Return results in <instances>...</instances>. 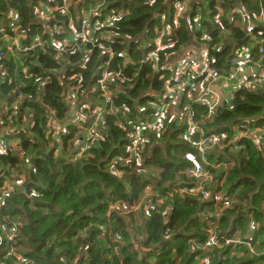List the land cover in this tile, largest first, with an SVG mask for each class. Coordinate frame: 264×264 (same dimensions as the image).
I'll use <instances>...</instances> for the list:
<instances>
[{
    "label": "trees",
    "instance_id": "obj_1",
    "mask_svg": "<svg viewBox=\"0 0 264 264\" xmlns=\"http://www.w3.org/2000/svg\"><path fill=\"white\" fill-rule=\"evenodd\" d=\"M78 1L71 0L69 16L53 13L54 20L45 29L44 25L34 29L35 10L43 0H0V39L9 42L14 38L13 33H5L7 17L12 14L28 40L37 38L45 44L22 54L0 42V130L6 129L0 133V144L10 145L7 152L0 153V264H72L75 259L77 264H264V146L238 139L241 132L264 127V86L243 87L207 118V109L195 102V80L179 93L177 101L165 103L168 107L158 121L155 115L170 74L157 73L147 61L161 33L163 47L156 53L160 68L178 53H185L192 43L202 47L210 60L208 67L219 74L227 70L233 56L248 48L253 53L251 63L264 65V54H258L259 47H264V27L255 18L260 5L264 11V0H128L105 4L100 8L102 15H122L94 33L95 40L104 33L111 35L113 43H101L102 51H95L80 71L81 84L77 77L71 82L60 78V73L71 78L70 67L81 54L75 52L70 57L56 48L68 36L66 24L71 21L78 32L80 10H93L101 3L87 0L76 6ZM61 2L54 0L52 5ZM182 2L186 4L181 5L183 12L176 27V5ZM238 8L249 14L248 21L230 15ZM248 26L253 29L250 41L233 48L248 35ZM107 52L113 53L110 61ZM66 60L71 61L69 65ZM106 63L110 96L107 104H99L105 108L102 120L96 123L92 109L82 106L83 120L75 128L60 93L71 84L80 87L83 94L78 97L84 104H98L100 97L84 89H97ZM184 106L205 132L225 135L221 150L232 158L221 150L218 153L228 155L225 164L234 161L227 164L226 172L211 170L220 158L213 155L215 151L202 164L203 170L213 175L211 187L224 179L222 189L226 192L240 189V203L235 200L218 221L212 217L210 200L183 197L178 192L194 186L186 175L189 164L184 156L196 152L183 140L186 127L174 117ZM110 109L116 113L108 114ZM146 121L149 125L158 121L159 131L153 127L143 132L140 155L127 153L129 132ZM244 121L254 122L249 126ZM95 133L98 137L93 139ZM258 142H262L259 137ZM112 160L130 163L112 172ZM14 177L22 179L13 181ZM148 187L158 195L174 194L146 216L126 213L122 207L119 213L109 212L114 202L127 209L134 206ZM211 187L213 198L217 191ZM165 203L168 207L164 209ZM136 218L144 220L145 240L132 239L130 223ZM251 221L258 223L259 230L250 229L252 235L246 237ZM82 230L88 231V239L81 238ZM211 230L220 249L209 245ZM103 236L105 240H101ZM24 239L31 248L26 254L20 251ZM237 239L241 246L228 244ZM16 245L19 250L14 251ZM85 250L88 255L83 257Z\"/></svg>",
    "mask_w": 264,
    "mask_h": 264
},
{
    "label": "built area",
    "instance_id": "obj_2",
    "mask_svg": "<svg viewBox=\"0 0 264 264\" xmlns=\"http://www.w3.org/2000/svg\"><path fill=\"white\" fill-rule=\"evenodd\" d=\"M87 0H80L75 5L78 6V4L85 3ZM128 1V0H126ZM152 0H147L146 3L151 2ZM112 2H116V4H121L123 2L122 0H101V3L94 8L93 10L85 11L86 9H81L80 17L82 20V24L80 27V30L77 32L74 29V26L71 21H69L67 25V31L68 36L61 42L56 44V48L60 54L73 56L75 52L80 53V59L76 62H74L73 65H71V73L73 75L70 77H66L64 75H61L60 78L62 81L65 79L68 82H71L70 80L77 77L81 84V70L85 67V64L90 60V58L93 56L95 51L101 52L102 47L101 43L107 44L113 43L114 37H112L109 34L104 33L100 36L99 39H94V33L96 31H99L103 24H107V26H110L112 23H114L115 19L119 17L121 12L117 13H111V15H102V11H100V8L104 6L105 4H111ZM54 3V0H43L41 4H38V7L35 10L36 20L33 23V28H37L40 25H44V29L47 25H49L54 20L53 13H58L61 16H69V10L71 7V0H62V2L59 5H52ZM185 2H182L181 4L176 5V11H175V18H174V24L176 27L179 26L178 18L181 15L182 9L181 5H184ZM237 15L241 19H243L245 22L248 21L250 18L249 14H246L243 9H235L230 12V15ZM256 20L262 21V26L264 27V11L262 6L260 5V13L256 15ZM91 19H96V22H91ZM9 24L8 30L5 31L11 32L14 34L13 40L7 42L6 39H0L1 43L6 44V47L8 48H14L18 52L22 54H28L36 49H42L45 44L40 39H30L28 40L25 33L20 32V24L19 20L15 15H8L7 21ZM252 26L247 27V33L248 35L252 31ZM62 33V32H60ZM162 34L160 33L155 45V50L151 51L147 56V61L151 63L152 68L157 73H169L170 78L166 80L164 91L161 94V98L159 100L161 106L158 109L155 120L160 121L164 113L166 111V108L168 105L165 103L168 100H172L173 102L178 100V95L181 91L184 90V88H189L190 84L197 80L195 82V88L198 87V94L195 95V102L200 104L201 106L205 107L207 109L206 117L210 118L211 115L214 114L216 106L220 103L219 98L216 96H209L208 95V87L211 85L217 86L220 82H234L238 80L241 76H244L246 73V69L249 66H253L254 72L249 75L247 79V84H245L246 88L248 89H255L256 87H262L264 86V65H261L259 63L252 64L250 61L251 56L253 55L252 49H245L237 56H233L229 63L227 64V70L226 75L222 76L215 72L214 70L210 69L208 67V64L210 63L209 58L204 52L201 53H190L185 57H182L181 60H177L173 63L166 62L164 63V66L161 68L158 65V59H157V52L160 50L161 47H163L160 44ZM250 36V35H249ZM251 39V36H250ZM249 39V41H250ZM28 40L26 45H23V42ZM77 43L79 45L77 46ZM103 46V44H102ZM70 48V50L68 49ZM258 54H264V47L260 46L258 50ZM100 55V54H99ZM109 61L113 59V53L107 52ZM68 65L71 61L66 60ZM67 65V66H68ZM103 66V69L99 73L98 77V87L94 91L90 86L88 88L84 89L86 92H92L95 95H98L100 98V101L98 104L95 105H89L84 104V101H81L82 94L80 91V87H72L66 86L62 92L60 93V96L63 100V102H67L68 106V112L70 113L71 120L75 122V128H78L79 120H83L82 115L80 114V109L82 106L88 105L86 108L92 109V114L94 117V120H96V123H100V120H102V115L105 111V108H100L99 104L104 103L107 104L109 99V92L107 91L106 87V81L109 78V73L106 67ZM25 73V71L23 70ZM224 73V74H225ZM33 75H31L32 77ZM35 80H39L38 77L34 76ZM200 80V82L198 81ZM41 82V80L39 81ZM196 92V89L194 90ZM79 95L80 98L78 97ZM16 105L19 104L18 101L15 102ZM102 106V105H100ZM187 106H184L183 108L179 109L176 114H174V117L178 119L180 122L184 124L186 127L185 130V136L183 140L192 146V148L195 150L196 154L193 152H188L184 156V160L189 164V168L186 171V175L189 179L194 181V186L187 191L179 190V194L181 196H187L191 198H196L201 201L210 200L213 203V213L212 217L216 221L219 220L222 213H224L227 209H230L234 203V200H232L228 195L221 194V192H217L215 196L211 197V190L210 187L213 182V175L209 172H206L202 168V164H204L207 160V155L212 154L211 152H217L213 153V155H216L219 157L221 154H219L218 150L223 149V141L225 140L224 134H216L214 132H205L202 127L195 122L192 115L189 114ZM108 114H115L116 112L112 109L107 111ZM153 123L149 125L148 121L141 123L139 126H136L134 131L129 132V143L125 146V151L127 153H130L134 156L140 155L142 152V146L144 142L143 138V132L151 129L153 127L157 128V131L160 129L159 122ZM2 121L0 119V127L2 126ZM242 129L247 130L248 128L243 127ZM17 135V134H12ZM195 136V137H194ZM98 137V134H92V138L95 139ZM198 137V139L195 140V138ZM240 138H246L253 140L256 144H260L264 146V143L258 142V137L256 135V132H250V131H244L239 133L238 139ZM10 145L7 143H1L0 144V153L7 152L9 150ZM226 159L227 156L223 155ZM138 160V159H135ZM232 163V161H229ZM130 162L128 161H115L112 160L110 162L109 167H111L112 172H118L121 170V168H126L127 165ZM215 163V164H213ZM211 165V170L213 171H221L226 172L228 167L230 166L228 163L222 161H216L213 162ZM121 175V172L119 173ZM11 178V177H10ZM13 181L20 180L18 177H14L12 179ZM224 183V179L222 181L218 182V185L220 188H222ZM174 194V192L169 191L165 194V196L158 195L154 193L151 189V187H148L146 190L143 191L139 198V202L135 204L134 206H131L129 209H127L124 205L114 202L110 204L109 208L111 209L109 212H113L112 210H116L115 212L119 213L118 209L122 207L124 210H126V213H143L145 216L148 214V212L155 207H158L162 204L164 200H166L167 197H171ZM167 213V211H165ZM253 231L256 229V225L251 221V228ZM9 238H12V235H9ZM231 244H241V241L239 239L234 240L233 242H230ZM209 245L213 246L211 249H220L221 247L218 245V242L215 240L214 232L210 231V241ZM209 257L205 258L206 260ZM23 263H26L25 259L20 260Z\"/></svg>",
    "mask_w": 264,
    "mask_h": 264
},
{
    "label": "crops",
    "instance_id": "obj_3",
    "mask_svg": "<svg viewBox=\"0 0 264 264\" xmlns=\"http://www.w3.org/2000/svg\"><path fill=\"white\" fill-rule=\"evenodd\" d=\"M186 2V1H185ZM187 3V2H186ZM186 3H184V5L186 4ZM190 7V6H189ZM237 46H239V45H237ZM236 46V47H237ZM201 52H203V49H202V47H198V46H196V45H193V43L192 44H190V46H188L187 48H186V51H185V53H183V52H181V53H178V55H175L174 57H173V59H171L172 61H171V63H173V62H175V61H177V60H181L182 59V57H185V56H187L188 54H190V53H201ZM183 53V54H182ZM229 63V62H228ZM227 63V64H228ZM226 72V71H225ZM224 72V73H225ZM224 73H221L220 75H222V76H225L226 75V73L224 74ZM252 73H255L254 72V68H253V66H249L247 69H246V73H245V75L244 76H241L238 80H236V81H234V82H229V83H227V82H220L217 86H215V85H211V86H209L208 87V95L209 96H216V97H218L219 98V104L216 106V108H215V111H214V114L213 115H211V117H213L215 114H216V110L220 107V105L221 104H223L224 102H226V100L228 99V98H230L231 97V95H233V94H236L240 89H242L244 86H246L245 84H247L246 82H247V79H248V77H249V75L250 74H252ZM1 74H4V73H1ZM219 74V73H218ZM2 101H5L4 99H1ZM0 119H1V117H0ZM253 122V121H252ZM252 122H248L250 125L252 124ZM224 154H221L219 157V160L218 161H220V162H222V161H224L225 160V158H224V156H223ZM142 162V161H141ZM213 164H215V163H213ZM228 164L231 166V165H233L234 164V161L232 162V163H230L229 161H228ZM138 165H140V161L138 162ZM213 190H215V191H217V192H221V194H224V195H228L232 200H236L237 202H239L240 203V200H239V197H238V191H240V189L238 188V190H235V191H233V192H230V191H232V189H230V191H228V192H226V190H223L222 188H220L219 187V185L215 182V184H214V186H212L211 187ZM207 202V201H206ZM208 202H210L211 203V201H208ZM238 204V203H237ZM236 204V205H237ZM263 205H264V203H263ZM166 207H168V206H166V203L164 204V209L166 208ZM141 215H144L143 213H141ZM144 218V217H143ZM145 219V218H144ZM254 223V222H253ZM255 224V223H254ZM256 225V233L258 232V230H259V225H258V223H256L255 224ZM250 228H251V223H250ZM250 228H249V225H248V228H247V230H246V237H248V236H251L252 234H251V230H250ZM130 234H131V232H130ZM132 235V234H131ZM138 235V234H137ZM139 236V238H140V241H142V239L144 238V240L147 238V235H146V229H145V224H143L142 225V227H141V234L140 235H138ZM240 236V235H239ZM136 237V235H132V239L133 238H135ZM245 237V238H246ZM239 239H241L240 237H239ZM241 240H243V239H241ZM256 252H257V249H256Z\"/></svg>",
    "mask_w": 264,
    "mask_h": 264
},
{
    "label": "rangeland",
    "instance_id": "obj_4",
    "mask_svg": "<svg viewBox=\"0 0 264 264\" xmlns=\"http://www.w3.org/2000/svg\"><path fill=\"white\" fill-rule=\"evenodd\" d=\"M183 12V11H182ZM182 14V13H181ZM181 16V15H180ZM198 94V87L196 88V92H195V95H197ZM196 121V120H195ZM259 121H262V120H256V122H259ZM198 122V121H197ZM248 122H252V121H248ZM248 122L247 121H244L243 123L244 124H246V125H249L248 124ZM25 124H26V121H25ZM250 126V125H249ZM6 131V129H3V130H0V133L3 135V133ZM256 135L261 139V141H262V143H264V127L263 128H256ZM218 151H220V150H218ZM221 152L222 153H224L223 152V150H221ZM225 153H227V154H229L228 152H225ZM228 156V155H227ZM229 156H230V154H229ZM231 157V156H230ZM232 158V157H231ZM155 170V169H154ZM154 170L152 171L153 173H154ZM147 172V170L145 169V171H144V173H146ZM155 173H157V171L155 172ZM21 178V177H20ZM22 179V178H21ZM127 220V219H126ZM127 222H129V221H127ZM130 223V222H129ZM143 223H144V220L142 221V220H138V218H136V219H134V220H132L131 221V227L132 228H130V232H131V234L133 235H136V239H138L139 241H140V238H139V236L138 235H140L141 234V227H142V225H143ZM87 229V228H86ZM85 231L86 230H82L81 231V235H82V237L81 238H84V240H86V239H88V236H87V234H88V231H86V234H85ZM138 234V235H137ZM105 238H106V236H103L102 237V239L101 240H105ZM242 239V238H241ZM228 244H231V243H228ZM231 245H233V247H235V246H241V244H231ZM108 245H106V247H107ZM30 246L29 245H27L26 244V242H25V239L23 240V244H21V248H20V251L21 252H23V254H26L27 253V251L29 252L30 251ZM137 248H133V250L135 251ZM13 250L14 251H17V250H19V248L17 247V245L16 246H14V248H13ZM112 250H114L115 252L116 251H118L116 248H114V249H112ZM15 254H17V253H15ZM18 255V254H17ZM83 257H86L87 255H88V252H87V250H85L84 252H83V254H81ZM205 258H207V256L205 257ZM115 259L117 260L118 259V255H115ZM115 263H117V261L115 262ZM72 264H77V259H75L74 260V262H72Z\"/></svg>",
    "mask_w": 264,
    "mask_h": 264
},
{
    "label": "water",
    "instance_id": "obj_5",
    "mask_svg": "<svg viewBox=\"0 0 264 264\" xmlns=\"http://www.w3.org/2000/svg\"><path fill=\"white\" fill-rule=\"evenodd\" d=\"M122 1H123V2H126V0H122ZM249 39H250V36L247 35V36L244 38V40H241V41H238V42L234 43L233 48H235L237 45H244L246 42L249 41Z\"/></svg>",
    "mask_w": 264,
    "mask_h": 264
},
{
    "label": "clouds",
    "instance_id": "obj_6",
    "mask_svg": "<svg viewBox=\"0 0 264 264\" xmlns=\"http://www.w3.org/2000/svg\"><path fill=\"white\" fill-rule=\"evenodd\" d=\"M254 122V121H253ZM249 124V123H248ZM250 125V124H249Z\"/></svg>",
    "mask_w": 264,
    "mask_h": 264
}]
</instances>
